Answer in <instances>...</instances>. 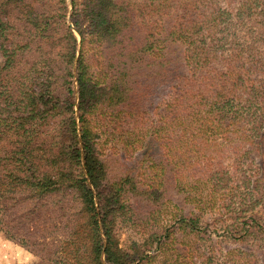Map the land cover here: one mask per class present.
<instances>
[{
	"label": "trees",
	"instance_id": "16d2710c",
	"mask_svg": "<svg viewBox=\"0 0 264 264\" xmlns=\"http://www.w3.org/2000/svg\"><path fill=\"white\" fill-rule=\"evenodd\" d=\"M40 1L0 0V232L41 264H212L196 238L212 215L259 243L229 261L264 264V52L225 51L250 0H72L73 26L66 0ZM116 142L141 167L108 187L99 147ZM170 192L183 202L161 232ZM119 217L155 252L123 250Z\"/></svg>",
	"mask_w": 264,
	"mask_h": 264
},
{
	"label": "rangeland",
	"instance_id": "374dc122",
	"mask_svg": "<svg viewBox=\"0 0 264 264\" xmlns=\"http://www.w3.org/2000/svg\"><path fill=\"white\" fill-rule=\"evenodd\" d=\"M85 1L86 0H76L79 6H82ZM46 2L47 1L42 0L38 3L44 4ZM66 2L69 7L67 21L73 26L71 18L73 13L72 0H66ZM217 2V8L222 11L223 9L228 8L230 12V10H233L234 8L237 10V6H240V0H234L233 6L229 5L230 0H218ZM250 2V5H253V8L251 11L249 10L247 15L242 16L241 19H238L237 17L235 18V16H230L228 25L229 29L227 30L229 40L225 44V51H229L232 47L239 46L243 48L249 44H254L252 47H257L258 50L264 52V38L261 39V36L258 35L259 28L264 26V16L259 14L264 0H250ZM224 16L226 17V14ZM75 33L79 37L76 30ZM75 62L77 63V59H75ZM74 87L77 101L78 85L76 78L74 80ZM167 92L168 89H162L161 92L158 91L157 93L152 94L150 97L152 100L151 106H155L160 98L164 97ZM118 144V142L115 144L107 143L102 145V147H99V152L101 153V156L104 160V166L107 173L105 184H107L108 187L121 182L128 176H136L141 167V158L139 156L141 152L138 151L130 154L129 152L123 150L122 145ZM115 145L117 147H115ZM153 152L157 153V150L153 149ZM89 184L91 185V182ZM135 188L136 185L130 184V190L128 193L130 198L133 196ZM133 197L137 205L143 206L144 204L148 203L149 195L145 192H135ZM170 199H172V201ZM162 200L164 202V207L162 209L161 218L159 219L160 226H162V228L158 227L157 221L156 229L160 230L161 232H165L167 227L172 229L171 224L174 222L172 216L176 211L174 205L182 204L183 200H180L179 194H174L173 192L167 193L163 199L158 200V203H162ZM96 205L98 206L97 199ZM191 211H193L192 206H185L184 212L188 214V216H191ZM194 213H198V211L194 210ZM194 216L196 217V215ZM201 220L197 225L198 231L200 233L199 236L196 237L198 242L197 244L201 248L199 253L200 257L199 259L197 258L198 262L204 261L205 258L203 257V254H209L211 251L215 250L217 255L216 258L208 262H212V264H234L236 259L229 261V259L225 257V254H227L228 251L240 247L244 249H253L255 248L254 246H256V244H259L255 243L254 239L238 240L236 238L237 235L233 234L232 228H227L221 219L216 220V218H213L212 215L204 216L201 218ZM60 231L62 230H58L56 236L62 235ZM146 232V228H142L138 225L131 226L130 223L124 222L121 217L117 218V224L113 228V234L117 244L122 247L123 250L133 254L134 257H137V252L139 249L141 251L147 249L150 251V253H154L157 248L158 244H156V241H154L155 243H151L152 240L147 241L149 237L146 235ZM104 240L106 242L105 236ZM149 246H152V248ZM55 248L59 249L58 247ZM61 250L62 249H60L59 252ZM22 261L25 264H41L42 259L33 251L8 239L3 233L0 232V264H20L19 262ZM240 263L247 264L245 260H242ZM73 264L76 263L73 262ZM255 264L262 263L257 262Z\"/></svg>",
	"mask_w": 264,
	"mask_h": 264
},
{
	"label": "crops",
	"instance_id": "0c3cea01",
	"mask_svg": "<svg viewBox=\"0 0 264 264\" xmlns=\"http://www.w3.org/2000/svg\"><path fill=\"white\" fill-rule=\"evenodd\" d=\"M7 245V244H6ZM9 246V245H8ZM20 264H25L23 261L22 262H19Z\"/></svg>",
	"mask_w": 264,
	"mask_h": 264
}]
</instances>
